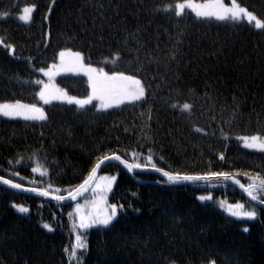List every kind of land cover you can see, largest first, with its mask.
<instances>
[{
  "label": "trees",
  "instance_id": "obj_1",
  "mask_svg": "<svg viewBox=\"0 0 264 264\" xmlns=\"http://www.w3.org/2000/svg\"><path fill=\"white\" fill-rule=\"evenodd\" d=\"M180 1L0 0V102L42 104L35 81L45 78L38 70L64 49L82 52L86 63L108 73L139 77L146 87L144 98L107 110L96 101L52 102L44 105V120L0 115V176L65 194L97 157L116 152L133 162L134 151L139 162L151 154L167 171H226L244 184L245 173L264 176V151L236 137L264 136V28L190 10L178 14ZM237 2L264 20V0ZM26 5L35 10L22 22L17 14ZM56 82L72 95L89 94L84 75ZM38 166L42 172H33ZM105 172L117 175L110 201L123 208L110 225L86 232L80 262L68 254L75 203L58 205L0 185V264H264V209L231 184L171 185L117 164ZM209 193L211 200L199 199ZM227 202L258 215L234 217L221 207Z\"/></svg>",
  "mask_w": 264,
  "mask_h": 264
},
{
  "label": "snow or ice",
  "instance_id": "obj_2",
  "mask_svg": "<svg viewBox=\"0 0 264 264\" xmlns=\"http://www.w3.org/2000/svg\"><path fill=\"white\" fill-rule=\"evenodd\" d=\"M178 10L183 11L185 7L192 8L196 15L202 17L214 16L219 19L233 18L240 19L246 17L249 22H254L256 27L264 28V20L258 19L257 16L249 11L245 7H241L237 0H231V4L227 5L223 0H207L206 3L197 4L186 0V3H179ZM35 5H27L22 9L20 18L28 21L31 19V13L34 11ZM6 15V14H5ZM0 44H3V40L0 39ZM5 47H10L5 45ZM14 51V46H11ZM39 72L47 76V81L37 79L35 84L40 85L38 96L45 104H49L54 100L67 101L68 103H75L81 107L92 104L93 101H97L98 105L102 109L112 107L113 105L122 104L125 101H137L145 97L146 89L143 82L133 75H127L123 72H113L109 74L103 69L96 68L92 64H86L84 62L83 53L72 49H64L59 52V63H53L48 68H40ZM60 72H75L84 73L88 77V81L91 84V92L83 98L77 96H70L64 90L58 88L53 83V77ZM191 105L184 104V109H189ZM0 114L6 117L23 118L25 120H44L47 118L45 109L38 104H27L20 100L14 102H0ZM246 147L250 149H257L264 151V139L259 135H253L251 137H243ZM139 155L137 152H132L133 162L125 159L124 156L112 152L111 154H104L95 159L94 165L90 168L87 175L83 178L82 182L75 187H69L65 189L67 196L57 195L60 189H51V185L48 188H30L28 191L37 192L41 196H52L55 200L63 201L66 198L73 201L77 200L82 194L91 191L93 199L90 204L77 203L74 213H69V216H75L73 226L78 230H88L95 226H108L110 225L118 215L119 209L123 208V205L115 203H108V193L111 192L113 184L117 179L114 175H101L98 176V171L102 165L106 162L119 161L129 171L135 169H154L157 172L163 174L167 178L168 182L177 184L180 182H208L213 181H233L236 185L242 189L248 197L252 200H258L260 204L264 205V198H261L264 194V176L259 174L249 175V183H241L237 179L236 175L226 171H208L204 173H186L179 171H167L164 168H159L154 162L153 156L149 154L147 156L148 163L139 162ZM222 158V157H221ZM33 172L41 173V167H35ZM0 181L4 184L11 185L14 188H23L24 185L15 183L11 179H5L0 176ZM199 199L202 201L211 200L212 195H200ZM227 207V211L234 217L254 219L258 213L255 210H245L243 203L225 204L221 203V207ZM21 212H27L28 209L23 205H17ZM90 207V211H85ZM49 227V225H45ZM247 231V229H245ZM75 248L69 253L72 257L78 256V250H86L88 245L85 238L77 232ZM212 264H215L213 261Z\"/></svg>",
  "mask_w": 264,
  "mask_h": 264
},
{
  "label": "rangeland",
  "instance_id": "obj_3",
  "mask_svg": "<svg viewBox=\"0 0 264 264\" xmlns=\"http://www.w3.org/2000/svg\"><path fill=\"white\" fill-rule=\"evenodd\" d=\"M191 2H193V3H197V4H203V3H206L207 2V0H202V1H197V0H191ZM223 2L225 3V4H227V5H230L231 4V2H229V3H227L225 0H223ZM179 3H186V0H183V1H180V2H177L176 4H175V6H174V9H175V11L178 13V14H181V13H183L185 10H190V11H192L193 13H195L196 14V12L192 9V8H190V7H185V9L183 10V11H180V10H178V8L176 7ZM238 3V2H237ZM241 7H245V6H243V5H241L240 3H238ZM27 6V5H26ZM25 7V6H24ZM23 7V8H24ZM246 8V7H245ZM248 9V8H247ZM35 10V9H34ZM249 10V9H248ZM250 11V10H249ZM21 12H22V10L17 14V17L19 18V20L20 21H22V22H29V21H31V19H32V16H33V12L31 13V19L30 20H28V21H25V20H23V19H21L20 18V15H21ZM253 12V11H252ZM254 13V12H253ZM256 16H257V18L258 19H261L256 13H254ZM200 17H202V16H200ZM209 17H213V18H217V17H214V16H209ZM229 18H231V17H229ZM217 19H219V18H217ZM225 19H227V18H225ZM231 19H233V18H231ZM240 20H246V21H248L247 20V18L246 17H244V18H240ZM262 20V19H261ZM251 23H253L254 25H255V23L254 22H251ZM256 26V25H255ZM73 51V50H72ZM73 52H76V51H73ZM82 53V52H81ZM84 62H85V60H84ZM55 63H59V56H58V59H57V61L55 62ZM86 63V62H85ZM53 64V63H52ZM51 64V65H52ZM86 64H88V63H86ZM50 65V66H51ZM94 67H96V68H98L97 66H95V65H93ZM75 74V72H60V73H58L56 76H54L53 77V83L58 87V88H60V89H62V90H64L68 95H70V96H75V95H72V94H70V93H68V91L65 89V88H63V87H61L60 85H58V83L56 82V78L58 77V76H60V75H64V74ZM77 74H79V75H84V76H86L84 73H77ZM109 74H111V73H109ZM44 75V74H43ZM127 75H129V74H127ZM87 77V76H86ZM44 80L45 81H47V76H45L44 75ZM137 78H139V77H137ZM87 79H88V77H87ZM140 80H141V78H139ZM142 81V80H141ZM88 83H89V81H88ZM143 85H144V83H143ZM144 87H145V85H144ZM145 89H146V87H145ZM91 92V84L89 83V93ZM78 97V96H77ZM80 98H83V97H80ZM138 101V100H137ZM5 102H9V101H5ZM11 102H14V101H11ZM42 102V104H38L39 106H41V107H43L44 108V105H45V103L43 102V101H41ZM52 102H66V103H68L67 101H60V100H54V101H52ZM51 102V103H52ZM97 102V101H96ZM132 102H135V101H125L124 103H122V104H118V105H113L112 107H109V108H106V109H102V108H100L99 107V105H97L98 106V108L99 109H102V110H107V109H111V108H114V107H120V106H122V105H124V104H127V103H132ZM24 103V102H23ZM74 103V102H73ZM27 104H30V103H27ZM75 104V103H74ZM97 104H98V102H97ZM45 109V108H44ZM46 112V111H45ZM1 116H3V117H6V116H4V115H2V114H0ZM6 118H10V119H23V118H19V117H17V118H12V117H6ZM25 120V119H24ZM253 135H259L262 139H264V136L263 135H260V134H253ZM253 135H238V136H236L240 141H241V143H242V145L244 146V147H246V144H245V141L242 139L243 137H251V136H253ZM246 148H248V147H246ZM248 149H250V148H248ZM252 150H257V149H252ZM257 151H261V150H257ZM101 175H114V176H116L117 177V175L116 174H111V173H108V172H105V173H101L99 176H101ZM116 181H117V179L115 180V182H114V184H113V188H114V186H115V184H116ZM113 188H112V190H113ZM112 190H111V192H112ZM91 192V191H90ZM89 192V193H90ZM111 192H109L108 193V203L109 204H111V203H113V202H111L110 201V194H111ZM88 193V194H89ZM262 198H264V196H261ZM93 199V196H92V193H90V195H88L87 197H83L82 199H81V201H77V202H75V204L73 205V209H72V211H73V213H74V210H75V206H76V204L77 203H80V204H85L86 202H88L89 204H90V202H91V200ZM250 202V201H249ZM229 203H231V202H227V203H225V204H229ZM251 203V202H250ZM116 204V203H115ZM231 204H235V203H231ZM253 204V203H252ZM17 205H23L24 207H26L27 209H28V211L27 212H21L20 210H19V208L17 207ZM13 207L18 211V212H20V213H24V214H26V213H28L29 212V206H27V205H24V204H13ZM91 209H90V207L89 208H86L85 209V211H90ZM224 210L227 212V213H229L228 211H227V207L225 206L224 207ZM245 210H253V209H249V208H247V207H245ZM118 213H119V211H118ZM230 214V213H229ZM118 216V215H117ZM117 218V217H116ZM115 218V219H116ZM74 219H76V217L75 216H70V221H71V223H70V230H71V232H72V234H73V242H72V244H71V247L69 248V250H68V254L75 248V243H76V240H75V238H76V235H77V232L79 231L80 232V234L85 238V240H86V235H87V231L89 230H82V229H80V230H78L77 228H75L74 226H73V221H74ZM50 226V225H49ZM95 227H98V226H95ZM47 228H49V227H47ZM49 229H51V226H50V228ZM86 242H87V240H86ZM80 251L81 250H78V256L77 257H72L71 255H69V257H70V259H71V261L72 262H80V261H82V258H80ZM209 264H212V262L211 263H209Z\"/></svg>",
  "mask_w": 264,
  "mask_h": 264
},
{
  "label": "water",
  "instance_id": "obj_4",
  "mask_svg": "<svg viewBox=\"0 0 264 264\" xmlns=\"http://www.w3.org/2000/svg\"><path fill=\"white\" fill-rule=\"evenodd\" d=\"M130 162H131V161H130ZM109 164H117V165L121 166L123 169H125L129 174H132V175L137 174V173H140V174H154V175H156V176H158V177H160V178H163V179L167 180V178L164 177L162 173L157 172V171H155L154 169H151V168H148V169H135V170H133V171H129V170H128L123 164H121L119 161H112V162H110V163H107V162H106V164H105V165H102V166H101V169L98 171V176L102 173V171L104 170V168H105L107 165H109ZM2 177H3V176H2ZM4 178H5V179H9V178H6V177H4ZM237 179H239V178H237ZM239 180H240V179H239ZM240 181H241V180H240ZM13 182H15V181L13 180ZM15 183H18V182H15ZM168 183L171 184V185H177V184H204V183H208V182H180V183H177V184H173V183H171V182H168ZM211 183H228V184H231V185L234 186L237 190H239V191L242 193V195H243L248 201H250L251 203H253V204L256 205L257 207H259V208H261V209H264V205L260 204L258 200H255V201H254V200H252L250 197H248V196L246 195V193H245L242 189H240L239 186L236 185L233 181H213V182H211ZM241 183H243V182L241 181ZM0 185H2V186L6 187V188H8V189H10V190H12V191H14V192H17V193H25V194L36 195V196H38V197H40V198H42V199H45V200L50 201V202H54V203H56V204H58V205L73 204V203H75V202L81 200L84 196H86V195L90 192V191H89V192H86V193L82 194V196L78 197L77 200H75V201H73V200H71V199H67V198H66L65 200H63V201H60V200H55L52 196L44 197V196H41V195H40L39 193H37V192H32V191H28V190H27V189H30V188H39V187H34V186L24 185L23 188H14V187H12L11 185L4 184L2 181H0ZM22 185H23V184H22ZM57 195H64V196H67V193H65V194H57Z\"/></svg>",
  "mask_w": 264,
  "mask_h": 264
}]
</instances>
